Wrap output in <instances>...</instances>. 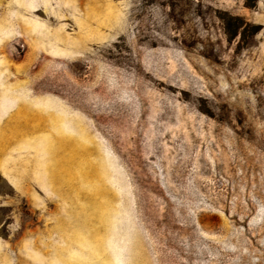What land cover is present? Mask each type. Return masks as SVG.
<instances>
[{"label":"rangeland","instance_id":"obj_1","mask_svg":"<svg viewBox=\"0 0 264 264\" xmlns=\"http://www.w3.org/2000/svg\"><path fill=\"white\" fill-rule=\"evenodd\" d=\"M0 264H264V0H0Z\"/></svg>","mask_w":264,"mask_h":264}]
</instances>
